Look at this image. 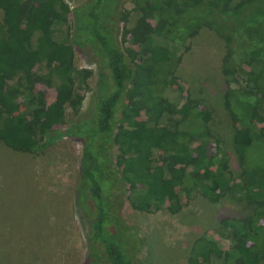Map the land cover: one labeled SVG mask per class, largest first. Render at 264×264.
Returning a JSON list of instances; mask_svg holds the SVG:
<instances>
[{"label": "trees", "instance_id": "trees-1", "mask_svg": "<svg viewBox=\"0 0 264 264\" xmlns=\"http://www.w3.org/2000/svg\"><path fill=\"white\" fill-rule=\"evenodd\" d=\"M233 2L134 0L144 15L125 28L124 50L116 41L114 24L119 0H86L76 10L79 30L91 38L106 69L93 115L71 129L83 142L77 192L81 212L88 218L90 264H134L143 240L123 215L124 198L138 210L167 209L175 214L192 194L215 202L232 195L253 206V216H223L219 232L233 242L229 258L235 257L240 264H264V58L250 56L240 67H230L240 40L245 33L249 36L243 9L251 3L264 7V0ZM0 10L4 14L0 22V142L16 151L36 152L46 145L41 140L65 121L58 111L60 96L73 95L74 112L80 113L93 72L77 67L73 43L54 36L57 24H65L71 12L65 0H0ZM182 11L218 34L225 72L238 70L244 76V86L236 78L229 84L255 98L248 111L237 106V98L225 103L234 148L240 153L239 175L232 171L224 125L209 100L183 87L182 103L146 99L158 85L151 70L155 64L168 68L164 83L179 85L175 71L181 58L159 39L178 24ZM128 16L125 11L124 18ZM260 26L264 27V20ZM260 41L264 44V37ZM44 77L57 82L59 97L54 104L37 89ZM166 115L180 117L174 126H161ZM254 149L261 153L262 169L246 162L247 153ZM222 254L220 243L204 236L192 246L188 264H207Z\"/></svg>", "mask_w": 264, "mask_h": 264}, {"label": "rangeland", "instance_id": "rangeland-1", "mask_svg": "<svg viewBox=\"0 0 264 264\" xmlns=\"http://www.w3.org/2000/svg\"><path fill=\"white\" fill-rule=\"evenodd\" d=\"M65 1L71 12L65 24H57L54 36L73 43L77 67L92 70L90 88L84 91L81 111L76 114L73 95L59 97L57 82L42 78L37 89L50 104L57 102L59 97L62 107H58V111L64 116V123L56 125L55 130L41 140L46 145L36 152L16 151L0 142V264L92 262L86 229L88 218L81 212L82 200L77 192L83 142L81 136L71 133V129L76 122L93 115L101 74L106 69L91 38L78 28L76 10L86 0ZM240 1L234 0L233 4ZM125 11L129 12L127 19L124 18ZM243 11L249 36L245 33L240 40L230 67H240L250 56L264 58V44L260 41L264 37V27L260 26L264 20V7L251 3ZM182 14L178 16V24L165 31V39H159L169 43L181 58L175 71L179 85L164 83L168 68L165 64H155L151 70L158 85L148 91L146 99L155 102L166 98L182 103L183 89L189 88L195 96L209 100L215 117L224 125L222 132L225 129L223 137L231 153L232 171L239 175L240 153L234 148L233 133L229 131H233V124L225 103L237 98V106L248 111L255 98L229 84V80L236 78L244 86L241 81L244 76L238 70L232 74L225 72L227 66L218 34L200 20L189 18L185 11ZM143 15L136 9L134 0H119L114 24L116 41L123 50L125 28L133 27ZM3 17L0 10V22ZM193 30L196 33H192ZM178 117L180 115H166L160 125L174 126ZM214 130L221 131L219 128ZM114 151L116 155L117 148ZM261 161L259 150H249L247 163L262 169ZM204 182L213 186L210 179ZM169 187L173 190L170 183ZM254 213L253 206H247L232 195L215 202L203 194H192L185 200L183 209L175 214L167 209L138 210L127 197L123 206L124 217L138 229L143 240L133 258L134 264H188L192 246L204 236L218 241L223 249L222 256L214 255L207 264H240L235 257L229 258L233 242L219 232L220 220L226 215L250 217Z\"/></svg>", "mask_w": 264, "mask_h": 264}]
</instances>
